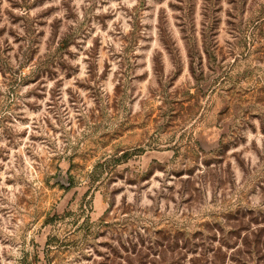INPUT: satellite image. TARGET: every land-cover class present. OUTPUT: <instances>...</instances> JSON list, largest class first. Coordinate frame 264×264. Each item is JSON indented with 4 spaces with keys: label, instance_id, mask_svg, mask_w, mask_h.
<instances>
[{
    "label": "rangeland",
    "instance_id": "obj_1",
    "mask_svg": "<svg viewBox=\"0 0 264 264\" xmlns=\"http://www.w3.org/2000/svg\"><path fill=\"white\" fill-rule=\"evenodd\" d=\"M139 228L264 264V0H0V264Z\"/></svg>",
    "mask_w": 264,
    "mask_h": 264
},
{
    "label": "trees",
    "instance_id": "obj_2",
    "mask_svg": "<svg viewBox=\"0 0 264 264\" xmlns=\"http://www.w3.org/2000/svg\"><path fill=\"white\" fill-rule=\"evenodd\" d=\"M69 187V184L67 187L63 186V188L66 189ZM140 230L141 228H139L138 231L133 230L130 239H126L124 242L121 240L117 242L116 247L111 249L110 253L104 256L103 261L97 264H156L158 262L160 264H164L166 259L172 260L173 257L171 256L174 255L177 256L176 259H178L180 253L174 254L172 253L173 249L169 250L171 245L170 237H160V235H162V232L156 231L148 234V239H153V241H150L143 238L145 236L141 234ZM143 232H145V229L143 230ZM184 238H187V240H180L181 243L177 238H175L174 240L177 244H181V247L177 249H180V251L184 250L183 253H186L187 251H189V247L193 245H190L191 243L189 242V237L185 236ZM46 245H48V243H46ZM193 253L196 254L195 252ZM215 256H217L216 253H214L212 258L214 262H216L214 259ZM197 258L198 259H195L197 261L201 259L200 257ZM25 262L26 261L24 260L21 264H25ZM208 263L211 264V261H209ZM93 264L95 263L93 262ZM191 264H197V262H191Z\"/></svg>",
    "mask_w": 264,
    "mask_h": 264
}]
</instances>
